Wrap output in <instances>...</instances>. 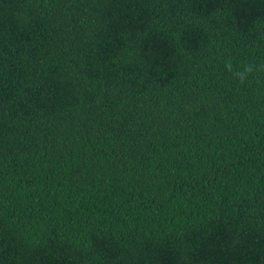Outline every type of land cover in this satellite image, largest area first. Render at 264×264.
<instances>
[{"label": "trees", "instance_id": "obj_1", "mask_svg": "<svg viewBox=\"0 0 264 264\" xmlns=\"http://www.w3.org/2000/svg\"><path fill=\"white\" fill-rule=\"evenodd\" d=\"M264 0H0V264H264Z\"/></svg>", "mask_w": 264, "mask_h": 264}, {"label": "clouds", "instance_id": "obj_2", "mask_svg": "<svg viewBox=\"0 0 264 264\" xmlns=\"http://www.w3.org/2000/svg\"><path fill=\"white\" fill-rule=\"evenodd\" d=\"M226 70L232 73L233 77L237 79L240 83H244L250 75H252L256 71L264 70V66L254 65V64H246L242 67L241 70H233L232 63L229 61L225 65Z\"/></svg>", "mask_w": 264, "mask_h": 264}]
</instances>
